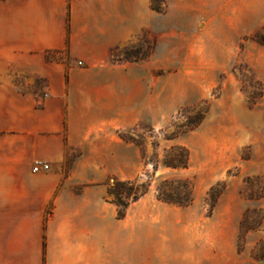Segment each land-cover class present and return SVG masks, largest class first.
I'll list each match as a JSON object with an SVG mask.
<instances>
[{"label": "crops", "instance_id": "1", "mask_svg": "<svg viewBox=\"0 0 264 264\" xmlns=\"http://www.w3.org/2000/svg\"><path fill=\"white\" fill-rule=\"evenodd\" d=\"M154 1L0 0V264H131L102 210L110 178L133 176L134 124L159 99L163 117L166 35L187 27L211 58L212 22L235 10Z\"/></svg>", "mask_w": 264, "mask_h": 264}, {"label": "rangeland", "instance_id": "2", "mask_svg": "<svg viewBox=\"0 0 264 264\" xmlns=\"http://www.w3.org/2000/svg\"><path fill=\"white\" fill-rule=\"evenodd\" d=\"M154 5L168 10L167 0ZM231 6L236 11L212 22L211 58L187 27L166 35L163 117L159 99V115L144 111L131 134L140 156L134 149L127 180L148 191L122 219L110 193L118 177L108 182L102 211L126 223L127 237L131 232V264L264 263V0ZM174 146L188 148V167L165 164L181 151ZM186 180L190 204L161 198L160 187L184 199Z\"/></svg>", "mask_w": 264, "mask_h": 264}, {"label": "trees", "instance_id": "3", "mask_svg": "<svg viewBox=\"0 0 264 264\" xmlns=\"http://www.w3.org/2000/svg\"><path fill=\"white\" fill-rule=\"evenodd\" d=\"M181 149L180 152H173L164 160L167 166L176 168H186L189 165L190 152L186 147L174 146L173 149ZM155 168L157 166L155 165ZM114 185L110 188V193L115 195L114 202L118 207L117 218L122 219L126 215V209L130 203L137 201L141 196L147 193L148 187L145 184H138L136 180H119L114 178ZM185 198H181L177 192L163 191L160 187V196L165 201L177 203L179 205H188L192 202V186L186 180L184 183Z\"/></svg>", "mask_w": 264, "mask_h": 264}, {"label": "built area", "instance_id": "4", "mask_svg": "<svg viewBox=\"0 0 264 264\" xmlns=\"http://www.w3.org/2000/svg\"><path fill=\"white\" fill-rule=\"evenodd\" d=\"M79 63H82V62H79ZM49 168H50V165L47 162H43V161H37L33 165L34 172H39L41 170H48Z\"/></svg>", "mask_w": 264, "mask_h": 264}]
</instances>
